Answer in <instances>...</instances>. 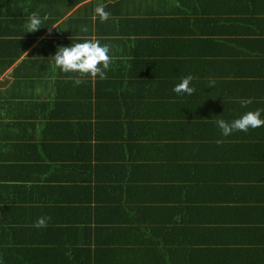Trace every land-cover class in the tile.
Instances as JSON below:
<instances>
[{
    "label": "crops",
    "instance_id": "crops-1",
    "mask_svg": "<svg viewBox=\"0 0 264 264\" xmlns=\"http://www.w3.org/2000/svg\"><path fill=\"white\" fill-rule=\"evenodd\" d=\"M237 1L203 0L200 6L198 0H193V7L198 9H194L195 16L192 13L194 26L190 36L199 49L192 54L200 61L195 62L198 69L214 67L220 58L219 66L221 57H229V52L240 54L242 44L233 47L226 43L234 36L239 39L245 36L235 35L236 29L227 22L232 17L227 14L233 13L230 2ZM180 2L0 0V178L3 184H10V178L29 175V169L22 170L24 163H34L36 168L41 162H50L52 167L42 173V180L58 167L82 185L88 187L94 183L96 188L102 178L87 168L101 163L99 168L111 174L124 190L129 189L124 191L115 182L116 185L101 190L103 197H99L113 203L118 198L114 195L126 193L115 207L126 206L128 209H112V217L120 219L125 229L110 221L106 214L99 216L101 221H95L93 215L80 225V233L74 237V218L62 222L60 231L64 232L65 251L59 256L61 260L71 258L87 263L86 254L79 252L86 249L92 255L88 264H166L167 248L173 242L172 235H166L164 228L180 222L182 217L181 211L177 220L171 218L178 210V202L171 197L177 184L175 180L199 174L201 166L208 165L209 160L216 157L213 150L206 159L195 152L197 157L186 159L178 151L177 144L171 146L170 153L159 149L180 142L179 136L169 142L158 141L157 149L159 133L174 117L167 114L171 108L153 109L145 104L147 100L163 99L171 83L178 82V74L183 75L186 71L183 62L172 61L174 56L184 55L182 49L188 48L184 46L183 37L172 43L162 28L164 22L154 23L156 17L162 19L161 13L167 6L171 7L166 9L168 17L174 18ZM97 4L104 5L110 12L107 21L99 22L94 16L93 8ZM32 13L42 17L43 26L35 32H25V23ZM263 14L264 11L259 12V16ZM148 18H152V22L146 21ZM11 20H15L16 30L9 34L5 23ZM84 28L87 31H83ZM85 39L107 44L111 62L104 79L84 77L76 85V74L62 73L54 66L52 56L58 46ZM195 63L193 72L198 70ZM198 72L195 73L197 82L200 81ZM212 98L215 100L216 95ZM165 100L170 102L168 97ZM210 120L215 123L216 119ZM156 154L157 158H154ZM115 156L119 158L107 160ZM62 162H78L79 167L65 166ZM9 165L19 166L20 170L11 168L9 172ZM76 172L86 177H79ZM154 177L161 184L155 192L138 187L141 179L153 180ZM259 184H262L264 201V172L259 173ZM4 185H0V193L8 191ZM48 194L51 201L57 203L51 198L53 192ZM213 223L227 226L231 222L216 220ZM82 225L96 231L93 238L85 235L84 239ZM114 227L121 228L122 233L108 238ZM242 235L233 234L227 252L231 253ZM70 240L75 243L69 246ZM175 250L177 264H185L177 245ZM196 256L192 255V259L198 264L204 263Z\"/></svg>",
    "mask_w": 264,
    "mask_h": 264
},
{
    "label": "trees",
    "instance_id": "trees-1",
    "mask_svg": "<svg viewBox=\"0 0 264 264\" xmlns=\"http://www.w3.org/2000/svg\"><path fill=\"white\" fill-rule=\"evenodd\" d=\"M201 1L203 0H198L199 5ZM230 5L233 13L227 14L232 16L227 22L236 29L235 35L245 36L240 39L234 36L226 43L233 47L234 44L240 43L242 50L239 51L240 54L229 52V57H221L219 66L220 58L217 57L219 62L209 69L202 66L198 69L195 62L200 61L192 57V54L199 50L190 36L194 26L192 20L196 15L194 9H198L193 7V0H181L176 16L171 20L166 10L171 7H162V19L156 17L154 22H164L162 28L168 35L166 38L172 43L183 37L184 46L188 48L182 49L183 57L174 56L172 61L183 62V69L186 70L183 75L178 74V82L182 77L191 74V83L195 86L191 95L176 94L172 91L176 84L173 82L163 99L155 98L145 102L153 109L171 108L167 114L174 117L168 127L159 133L157 149L158 141L169 142L179 136L180 142L159 149L170 153L171 146L177 144L178 151L184 154L186 159H191L190 157L196 154L206 159L209 152L215 150L217 153L215 159H210L213 158L210 155L208 165L201 166L199 174L175 180L177 184L171 192V197L178 202V210L171 218L177 220L181 211L182 217L180 222H173L164 228L166 235H172L170 238L173 242L167 248L169 257L166 258V264H177L176 245L184 255L185 264H198L196 259H192L194 254L204 261L201 264H208L205 261L210 262L209 264H257L262 261L264 264V201L261 197L262 184H259V173L264 172V126L249 129L247 132L236 131L224 137L216 124L210 120L214 117L216 120L222 118L231 121L245 111L264 110V14L259 16V12L264 11V0H238L235 3L230 2ZM239 11L241 16L238 15ZM151 19L146 21L150 23ZM13 22L15 20L5 23L6 32L9 34L16 30ZM194 63L195 69L199 71V82L195 80L197 71H192ZM22 65L23 63L16 67V70ZM211 81L215 83L210 85ZM213 94L216 95L215 100H211ZM166 97L170 102L166 103ZM246 98H251L252 102L241 107L239 100ZM261 115L264 117V111ZM115 158L119 157H110L107 160ZM154 158H157V154ZM77 163L61 164L79 167ZM187 165L190 168L188 161ZM100 166L101 163H95L87 168L89 171L94 170L96 177L102 178L96 188L94 183L88 187L82 185L79 180L66 175V170L58 167L42 180V173L52 167L50 162H41L36 168L34 163H24L22 170L25 172L29 169V175L22 177L23 180L8 177L11 182L4 185L0 178V185L8 188L6 193H0V264H88L92 255L86 249L79 252L86 254L87 263L71 258L59 259L65 251L64 232L60 229L63 221L74 218L75 220H72L75 221V237L80 233L81 224L88 222L93 215L95 221H99V216L104 214L110 221L123 227L120 219L112 217V209L127 208L115 207L126 193L114 195L118 198L113 200V203L106 198H99L103 197L101 190L103 192L113 185L117 184L123 189L116 179L111 174L108 175L103 168H99ZM11 168L20 170L19 166L9 165V172ZM32 168L39 173L33 172ZM76 174L86 177L77 172ZM139 185L138 187H147L150 192H155L161 184L154 177L153 180L141 179ZM134 187L137 186L132 188ZM128 190L125 188L124 191ZM49 191L53 192L54 197L51 198L57 203L48 197ZM40 217L46 218V226L37 228L34 224ZM137 219L141 220L140 217ZM216 220L231 223H227V226L225 223H213ZM112 230L113 233H109L108 238L115 233H122L119 227ZM81 232L84 239L85 235L91 239L96 234L91 227L85 229L83 225ZM240 233L243 235L237 245L231 253L227 252L233 234L236 236ZM79 239L80 237L76 242ZM68 242L69 246L75 243L71 240Z\"/></svg>",
    "mask_w": 264,
    "mask_h": 264
},
{
    "label": "clouds",
    "instance_id": "clouds-1",
    "mask_svg": "<svg viewBox=\"0 0 264 264\" xmlns=\"http://www.w3.org/2000/svg\"><path fill=\"white\" fill-rule=\"evenodd\" d=\"M94 16L98 17L100 22L106 21L110 12L107 11L102 4H97L93 8ZM43 26V19L37 13H32L26 23L25 32H35ZM87 31L86 28L82 29ZM54 66L62 73H74L76 78L74 84L79 85L84 77H99L104 79L107 70L110 67L111 55L110 48L107 44H101L97 40L85 39L80 42L71 43L68 46L60 45L52 56ZM193 76L191 74L182 77L177 82L172 91L176 94L191 95L195 91V86L191 83ZM214 81L210 82L214 84ZM252 102L251 98L240 99L241 107ZM264 110H248L241 113L231 121H226L222 118L215 121L216 127L219 129L221 136H230L233 132H247L249 129L264 126V117L261 112ZM35 227H45L46 218L40 217L35 221Z\"/></svg>",
    "mask_w": 264,
    "mask_h": 264
}]
</instances>
